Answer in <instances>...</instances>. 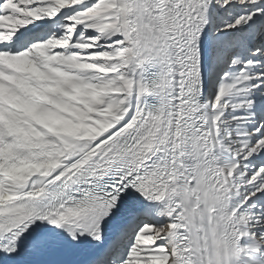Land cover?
<instances>
[{"label": "snow or ice", "instance_id": "6c2138e0", "mask_svg": "<svg viewBox=\"0 0 264 264\" xmlns=\"http://www.w3.org/2000/svg\"><path fill=\"white\" fill-rule=\"evenodd\" d=\"M0 264H264V0H0Z\"/></svg>", "mask_w": 264, "mask_h": 264}]
</instances>
